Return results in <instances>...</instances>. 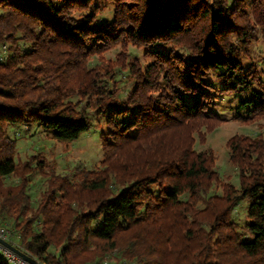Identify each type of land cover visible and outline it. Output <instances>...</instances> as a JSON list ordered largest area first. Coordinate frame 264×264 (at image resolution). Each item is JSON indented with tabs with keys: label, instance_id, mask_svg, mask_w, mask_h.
<instances>
[{
	"label": "trees",
	"instance_id": "obj_1",
	"mask_svg": "<svg viewBox=\"0 0 264 264\" xmlns=\"http://www.w3.org/2000/svg\"><path fill=\"white\" fill-rule=\"evenodd\" d=\"M105 1L112 20L101 22ZM0 0V215L40 264H89L123 249L138 264H264V136L233 135L238 184L211 148L226 119L213 92L240 94L264 119V72L246 63L264 0ZM121 45L115 59L108 50ZM129 45L145 49L143 63ZM99 61L91 65V58ZM132 84L123 96L122 82ZM187 96H191L189 101ZM105 118L100 168L61 174L41 152L16 161L9 125L71 142ZM22 170L17 188L4 178ZM46 175L37 207L30 175ZM228 178V179H227ZM246 203L241 231L234 212ZM55 246L58 252H50ZM0 264H10L0 256Z\"/></svg>",
	"mask_w": 264,
	"mask_h": 264
},
{
	"label": "rangeland",
	"instance_id": "obj_2",
	"mask_svg": "<svg viewBox=\"0 0 264 264\" xmlns=\"http://www.w3.org/2000/svg\"><path fill=\"white\" fill-rule=\"evenodd\" d=\"M245 1L247 3L246 6L251 9L250 5H252V0ZM112 10L113 5L105 1V8L104 11L101 12L102 17L100 19L102 23L112 20ZM252 45L251 56L246 58L245 62L255 63L260 70L264 72V32L259 30L257 40ZM121 49V45H118L113 49L108 50V52L104 54V58L115 59ZM127 50L132 51L133 56H137L143 63L148 61L144 57L145 49L143 50V48L129 45ZM6 54H8L7 45L0 46V60L5 58ZM98 61L99 57L93 56L91 58V65ZM122 86L124 89L123 96H125L126 92L130 90L129 88L132 87V84L123 81ZM212 92V110L220 113L226 121L221 123L212 133H209L203 142L197 141L196 150L201 151L203 149L211 148L215 153L216 167L221 172V175L224 177L227 176L228 178L231 177L230 181L238 184L237 170L234 163L230 161L229 149H227L228 140L236 134L251 135L254 137L257 135L264 136V119L245 123L234 118L238 114H247V109H249L251 105L243 107L241 102L242 100L250 98V95H252L250 91H245L236 95L231 93H221L220 91ZM191 98V96H187L186 99H188V103L192 100ZM92 123V128L84 132L78 139L71 142L57 141V139L52 136V131L44 130V128H40L36 125H9L7 132L11 137L17 138L16 161L23 163L28 156H33V154L41 152L51 165H55V169L58 173L72 174L73 169L76 166H82L87 169L100 168L99 166L102 160L101 153H103L102 141H100L101 132L106 131L107 126L105 124V118L100 115H93ZM21 174L22 170L20 169L17 173L5 177V186L17 188L21 182ZM47 178L46 175H41L39 172L30 175L29 191L31 194L30 196L33 198L32 205L34 208L37 207L41 201V192L47 188ZM246 209V203L243 202L239 205L233 216L234 220L239 224L238 226L241 231L243 230L244 224L248 221L247 212H245ZM0 228L9 230L10 236L6 241L13 244L16 248L21 249L19 247L20 235H18L19 232L13 226V219L9 218L8 215L7 217H2V215H0ZM3 249H6V247L0 244V256L5 259L1 254ZM50 252H58V249L55 246H52ZM89 264L138 263L135 260H131L124 256L123 249L115 248L94 256Z\"/></svg>",
	"mask_w": 264,
	"mask_h": 264
},
{
	"label": "built area",
	"instance_id": "obj_3",
	"mask_svg": "<svg viewBox=\"0 0 264 264\" xmlns=\"http://www.w3.org/2000/svg\"><path fill=\"white\" fill-rule=\"evenodd\" d=\"M10 236V231L5 228H0V237L7 240ZM1 254L5 257L6 261H8L10 264H30L17 254H15L13 251L9 249H3L1 251Z\"/></svg>",
	"mask_w": 264,
	"mask_h": 264
},
{
	"label": "water",
	"instance_id": "obj_4",
	"mask_svg": "<svg viewBox=\"0 0 264 264\" xmlns=\"http://www.w3.org/2000/svg\"><path fill=\"white\" fill-rule=\"evenodd\" d=\"M0 244L4 245L6 248L12 250L16 254H18L21 258H23L24 260L28 261L29 263H31V264H40L31 255L27 254L26 252L22 251L19 248H16L13 244H10V242L2 239L1 237H0Z\"/></svg>",
	"mask_w": 264,
	"mask_h": 264
}]
</instances>
